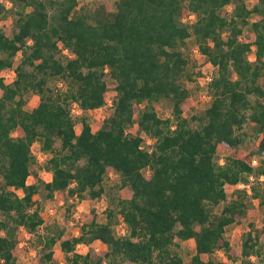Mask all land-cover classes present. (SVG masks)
I'll list each match as a JSON object with an SVG mask.
<instances>
[{"label": "trees", "instance_id": "trees-1", "mask_svg": "<svg viewBox=\"0 0 264 264\" xmlns=\"http://www.w3.org/2000/svg\"><path fill=\"white\" fill-rule=\"evenodd\" d=\"M12 1L20 6L16 28L0 27V70L15 71L9 83L0 75V264H19L24 232L35 233L44 221L35 193L97 197L111 170L128 195L112 200L105 221L92 211L79 234L61 240L68 264H101L104 256L111 264H222L214 251L235 253L226 226L240 222L248 212L246 196L260 192L235 187L254 165L237 152L220 162L218 147L238 146L252 124L257 172H264V0L251 7L245 0H116L112 11L95 9L94 20L73 14L77 0ZM228 4L230 15L223 12ZM251 12L259 17L246 39L241 35ZM188 15L194 19L186 21ZM191 35L214 72L207 81L209 104L188 117L182 115L189 95L183 47ZM106 75L115 80L113 103L92 129L85 111L105 103ZM53 76L66 87L53 90L47 84ZM29 90L39 95L30 110L23 106ZM163 96L173 101V117L156 112L152 102ZM73 102L82 108L79 130ZM134 122L148 145L144 135L128 131ZM35 140L49 153L51 177L28 182ZM263 229L264 223L246 231L236 264H257L251 256L260 253ZM60 236L61 230L42 236L36 264H52ZM190 239L194 252L186 262L182 241ZM93 240L106 243L104 256L75 250Z\"/></svg>", "mask_w": 264, "mask_h": 264}, {"label": "rangeland", "instance_id": "rangeland-1", "mask_svg": "<svg viewBox=\"0 0 264 264\" xmlns=\"http://www.w3.org/2000/svg\"><path fill=\"white\" fill-rule=\"evenodd\" d=\"M78 4L76 10L73 14L85 13L88 15L89 20H94L91 13L95 9H115L116 0H77ZM0 3H4V7L0 10V27L7 29L9 33L15 30L14 20L17 16V10L20 6L13 3L12 0H0ZM245 3L251 7L254 0H245ZM232 4H228L223 8V12L230 15L232 12ZM259 15L255 12H251L248 16L249 23L244 25L243 33L241 37L248 39L252 32L250 22L258 18ZM186 21H192L194 19L193 15L185 16ZM184 52L188 58L187 65V76H185V83L189 90L188 97L182 102L184 116H191L193 114H201L204 108L209 104L211 95L207 87V81L209 77L214 72L213 65L205 60L198 49L197 43L193 35L187 38L186 43L183 47ZM64 53L67 50L64 49ZM249 59H253V49L247 53ZM21 54L17 53L13 57L14 65L20 60ZM0 75L6 83L11 82L15 77V71L11 67H6L0 70ZM106 80L108 82V87L105 92L106 101L103 105L87 109L85 115L91 124L92 129H97L103 123V119L106 113L111 109L113 103V97L115 94V80L110 76L106 75ZM262 85L264 86V76L260 79ZM67 82H65L59 76L50 77L47 84L52 87L53 90H60L66 87ZM25 102L23 104L24 108L30 110L39 100V95L33 91L29 90L24 94ZM156 109V112L162 117H173V101L170 97L163 96L157 101L152 102ZM142 105V104H141ZM77 106L72 103L71 112L76 118V129L79 130L81 127L80 115L82 112H76ZM128 131L132 133L139 132L144 135L145 145L150 143V139L144 134V132L138 129L137 123L134 122L129 126ZM255 127L252 124L247 126V134L245 139L235 147H226L220 145L217 149L216 158L222 162L225 155L229 153L237 152L242 155L245 159L250 160L254 165L255 171L246 175L243 181L236 184L235 187L241 188L246 187L247 191L255 188L260 192L257 197L246 196V203L248 207L247 215L238 223H231L226 226L225 234L230 241L231 247L235 251L233 254H228V252L223 249H218L212 253V256L220 261L222 264H236L240 260V250L241 241L243 239L246 231L251 230L256 232L264 223V172L259 174L257 170L261 167L259 164V157L256 152V138ZM32 152L35 156L34 162L32 163L31 173L28 176V182L34 181L36 176H39L45 180L50 179L51 173L45 167V161L49 156L48 152H45L41 148L39 140L32 142L31 146ZM42 150L47 153L43 159L39 160L36 153ZM118 181V175L111 170L108 176L105 178L103 184L105 191L97 197H87L80 201L76 200L74 197L66 198L61 192H54L52 196H46L45 190L40 189L34 194L36 204L39 207L40 212L43 215L44 221L38 227L35 233L24 232L23 238L19 242L20 253L18 256L19 264H36L39 261V257L44 250L42 236L45 234H56L61 230V236L58 238L52 249H53V259L52 264H68L67 263V253L61 249L60 242L62 239L70 238L73 235H77L80 232V227L83 223L90 219L91 212L95 213L96 219L98 221H105L106 219V208L112 202V200L118 195H128L126 189H121L117 187L116 183ZM244 183V184H243ZM246 184L248 186H246ZM18 193H21L20 189H16ZM263 198V200H261ZM120 232L124 231V224L120 225ZM259 232V240L261 243L260 253L258 255H252L251 259L253 263L264 264V229ZM182 245L187 253L185 261H189L190 255L194 252V242L192 239L182 241ZM106 243L100 240H93L90 243H77L75 250L79 252L89 251L91 256L96 258L98 256H104L105 250L107 249ZM101 264H111L109 260L104 256L103 262Z\"/></svg>", "mask_w": 264, "mask_h": 264}, {"label": "built area", "instance_id": "built-area-1", "mask_svg": "<svg viewBox=\"0 0 264 264\" xmlns=\"http://www.w3.org/2000/svg\"><path fill=\"white\" fill-rule=\"evenodd\" d=\"M105 99H106V98H105ZM73 104L77 106V110H76V112H82V108L78 105V103L73 102ZM31 146H32V144H31ZM31 151H32V149H31ZM46 154H47V153H45V152H43L42 150H40L39 152L36 153V156H37V158H39V160H41V159L44 158V156H45ZM243 184H244V183H243ZM246 186H248V185L246 184Z\"/></svg>", "mask_w": 264, "mask_h": 264}]
</instances>
